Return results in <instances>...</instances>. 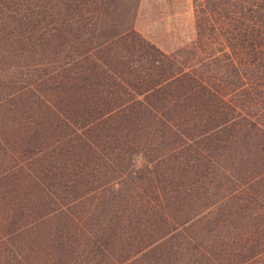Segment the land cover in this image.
I'll return each instance as SVG.
<instances>
[{"label": "trees", "instance_id": "obj_1", "mask_svg": "<svg viewBox=\"0 0 264 264\" xmlns=\"http://www.w3.org/2000/svg\"><path fill=\"white\" fill-rule=\"evenodd\" d=\"M137 4L0 0V264H264V0Z\"/></svg>", "mask_w": 264, "mask_h": 264}, {"label": "rangeland", "instance_id": "obj_2", "mask_svg": "<svg viewBox=\"0 0 264 264\" xmlns=\"http://www.w3.org/2000/svg\"><path fill=\"white\" fill-rule=\"evenodd\" d=\"M132 25L166 52L190 45L196 34L192 0H138Z\"/></svg>", "mask_w": 264, "mask_h": 264}]
</instances>
